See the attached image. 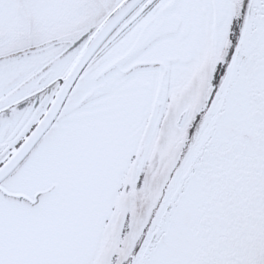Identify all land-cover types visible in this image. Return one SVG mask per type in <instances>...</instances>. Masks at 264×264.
Masks as SVG:
<instances>
[{
    "label": "snow or ice",
    "instance_id": "obj_1",
    "mask_svg": "<svg viewBox=\"0 0 264 264\" xmlns=\"http://www.w3.org/2000/svg\"><path fill=\"white\" fill-rule=\"evenodd\" d=\"M0 264H264V0H0Z\"/></svg>",
    "mask_w": 264,
    "mask_h": 264
}]
</instances>
